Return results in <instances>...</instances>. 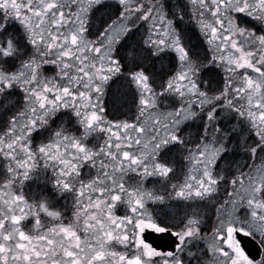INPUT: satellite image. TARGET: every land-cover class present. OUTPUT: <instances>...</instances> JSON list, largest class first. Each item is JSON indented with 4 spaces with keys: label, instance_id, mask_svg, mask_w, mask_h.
<instances>
[{
    "label": "snow or ice",
    "instance_id": "1",
    "mask_svg": "<svg viewBox=\"0 0 264 264\" xmlns=\"http://www.w3.org/2000/svg\"><path fill=\"white\" fill-rule=\"evenodd\" d=\"M0 264H264V0H0Z\"/></svg>",
    "mask_w": 264,
    "mask_h": 264
},
{
    "label": "water",
    "instance_id": "2",
    "mask_svg": "<svg viewBox=\"0 0 264 264\" xmlns=\"http://www.w3.org/2000/svg\"><path fill=\"white\" fill-rule=\"evenodd\" d=\"M149 239L163 247L170 244L173 238L169 237L166 234L149 233Z\"/></svg>",
    "mask_w": 264,
    "mask_h": 264
},
{
    "label": "rangeland",
    "instance_id": "3",
    "mask_svg": "<svg viewBox=\"0 0 264 264\" xmlns=\"http://www.w3.org/2000/svg\"><path fill=\"white\" fill-rule=\"evenodd\" d=\"M157 68H159V65H157Z\"/></svg>",
    "mask_w": 264,
    "mask_h": 264
}]
</instances>
